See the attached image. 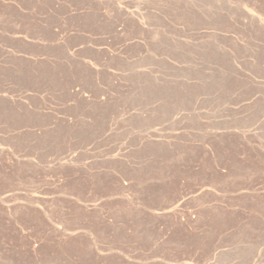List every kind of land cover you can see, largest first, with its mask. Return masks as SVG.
Wrapping results in <instances>:
<instances>
[{
  "label": "rangeland",
  "instance_id": "rangeland-1",
  "mask_svg": "<svg viewBox=\"0 0 264 264\" xmlns=\"http://www.w3.org/2000/svg\"><path fill=\"white\" fill-rule=\"evenodd\" d=\"M0 264H264V0H0Z\"/></svg>",
  "mask_w": 264,
  "mask_h": 264
}]
</instances>
